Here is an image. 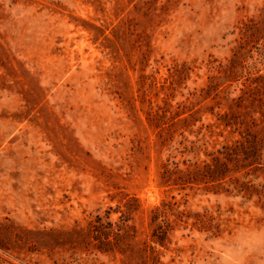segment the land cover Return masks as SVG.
Here are the masks:
<instances>
[{"label":"rangeland","instance_id":"rangeland-1","mask_svg":"<svg viewBox=\"0 0 264 264\" xmlns=\"http://www.w3.org/2000/svg\"><path fill=\"white\" fill-rule=\"evenodd\" d=\"M0 264H264V0H0Z\"/></svg>","mask_w":264,"mask_h":264},{"label":"trees","instance_id":"trees-1","mask_svg":"<svg viewBox=\"0 0 264 264\" xmlns=\"http://www.w3.org/2000/svg\"><path fill=\"white\" fill-rule=\"evenodd\" d=\"M227 165L223 161H217V171L220 173V175H223L226 172Z\"/></svg>","mask_w":264,"mask_h":264}]
</instances>
